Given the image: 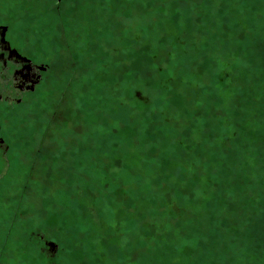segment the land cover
Listing matches in <instances>:
<instances>
[{
  "label": "rangeland",
  "instance_id": "rangeland-1",
  "mask_svg": "<svg viewBox=\"0 0 264 264\" xmlns=\"http://www.w3.org/2000/svg\"><path fill=\"white\" fill-rule=\"evenodd\" d=\"M0 264H264V0H0Z\"/></svg>",
  "mask_w": 264,
  "mask_h": 264
}]
</instances>
